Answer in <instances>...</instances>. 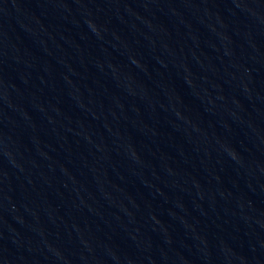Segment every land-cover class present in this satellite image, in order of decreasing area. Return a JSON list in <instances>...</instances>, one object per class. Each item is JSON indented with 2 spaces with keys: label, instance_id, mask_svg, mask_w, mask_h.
Instances as JSON below:
<instances>
[{
  "label": "water",
  "instance_id": "obj_1",
  "mask_svg": "<svg viewBox=\"0 0 264 264\" xmlns=\"http://www.w3.org/2000/svg\"><path fill=\"white\" fill-rule=\"evenodd\" d=\"M166 264H264V0H122Z\"/></svg>",
  "mask_w": 264,
  "mask_h": 264
}]
</instances>
